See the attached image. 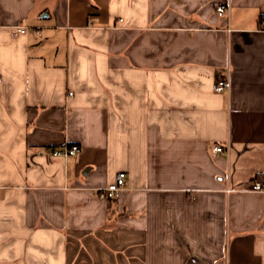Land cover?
<instances>
[{
  "label": "crops",
  "instance_id": "obj_1",
  "mask_svg": "<svg viewBox=\"0 0 264 264\" xmlns=\"http://www.w3.org/2000/svg\"><path fill=\"white\" fill-rule=\"evenodd\" d=\"M262 15L0 0V264H264ZM64 144L79 153L53 157Z\"/></svg>",
  "mask_w": 264,
  "mask_h": 264
},
{
  "label": "built area",
  "instance_id": "obj_2",
  "mask_svg": "<svg viewBox=\"0 0 264 264\" xmlns=\"http://www.w3.org/2000/svg\"><path fill=\"white\" fill-rule=\"evenodd\" d=\"M218 16H227L229 12L228 3H219L215 8ZM259 29L264 31V15L259 18ZM29 26L27 25H15L12 27L13 34H22L27 31ZM40 26H36L35 29L39 33ZM230 78L226 74L223 77L217 78L213 84V90L216 92L228 91L230 88ZM72 95V92H69ZM80 151V147L77 144H64L59 148H55L52 151L53 157L67 158L69 156H76ZM211 156H217L218 154H228V146L216 143L211 147ZM126 188V174L124 171H118L115 174L114 180L105 186L96 188L98 197L101 199L111 200L115 198L120 191ZM229 191V189H226ZM252 190L263 192L264 187L260 183H255L252 186Z\"/></svg>",
  "mask_w": 264,
  "mask_h": 264
}]
</instances>
